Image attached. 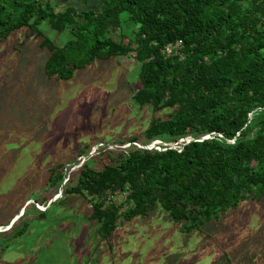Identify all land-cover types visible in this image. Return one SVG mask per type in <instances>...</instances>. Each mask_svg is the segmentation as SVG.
<instances>
[{"label":"trees","instance_id":"1","mask_svg":"<svg viewBox=\"0 0 264 264\" xmlns=\"http://www.w3.org/2000/svg\"><path fill=\"white\" fill-rule=\"evenodd\" d=\"M98 1V9L55 11L48 0H0V41L28 28L27 36L38 37L49 51L46 75L59 79L94 60L132 56L139 62L140 85L132 99L152 108L141 144L161 143L139 147L140 135L115 142L126 147L106 143L69 173L63 190L88 201L87 216L99 236L107 238L119 219L155 208L189 233L245 199L263 198L264 0ZM44 19L72 37L55 44L38 28ZM127 21L136 25L131 37L122 31ZM178 39L181 55L165 54L164 46ZM204 135L209 137L196 140ZM189 136L195 140L181 148L162 144ZM64 165L49 168L47 191L61 186ZM115 192H126L125 199H111ZM27 226H16L12 237Z\"/></svg>","mask_w":264,"mask_h":264},{"label":"rangeland","instance_id":"2","mask_svg":"<svg viewBox=\"0 0 264 264\" xmlns=\"http://www.w3.org/2000/svg\"><path fill=\"white\" fill-rule=\"evenodd\" d=\"M48 2L55 11L69 6L78 11L99 8L98 0ZM38 28L57 45L72 37L68 30L52 28L47 19ZM135 28L127 21L122 31L131 37ZM27 34L28 28L19 27L0 41V246L2 239L9 244L0 248V264H84L97 223L88 219L91 206L83 196L63 193L69 173L106 143L126 147L129 143L115 142L134 135H140L137 142L142 143L152 108L139 107L132 99L140 85L139 62L132 56L94 60L69 79L49 77L44 68L48 49L39 45L38 37ZM86 145L85 154L76 155ZM60 162H65L66 179L49 192V168ZM42 195L47 198L36 202ZM125 197L121 192L110 194L117 203ZM155 209L148 215H155ZM40 211H44L41 217ZM158 221L156 233L144 235L141 228L140 235L119 219L117 224L124 223L120 240H114V231L98 247L106 253L103 249L109 243L111 257L95 253L94 261L264 264V197L241 201L218 220L207 222L201 233L188 236L169 222ZM23 222L28 223L26 231L12 237Z\"/></svg>","mask_w":264,"mask_h":264},{"label":"crops","instance_id":"3","mask_svg":"<svg viewBox=\"0 0 264 264\" xmlns=\"http://www.w3.org/2000/svg\"><path fill=\"white\" fill-rule=\"evenodd\" d=\"M161 211H163L162 209L158 208L155 209V215H147V216H135L133 218H131L130 220H125L128 221L129 223V227L131 228V231H137V233H140L141 235V228L144 230L142 233H144V235H147L148 233H156L155 232V223H157L156 221L159 220L158 222H169L171 225H173L174 230L177 229L180 233L188 236V235H192L194 232V234H196V232L198 231L199 233H201V230H193L189 233H184L180 230V224L174 222L168 215L161 213ZM165 213V212H164ZM174 222V223H173ZM122 223L117 224L115 229L110 233V235L107 238H101L99 236V234L97 233V231H95V234L91 235L92 237L90 238V240H94V245L91 247V249L88 252V257L85 258L84 260V264H93V262H95L96 264H101L100 262H96L94 261L93 258H95V253L97 254L98 257H107L109 255V257H111V246L109 243L108 244V249L104 248L103 250L106 251V253H103L102 251H100V245L102 244L103 240H108L111 236V234L113 233V238L115 241L120 240L121 238V233H120V228L123 227ZM177 225V226H176ZM96 230H97V226H96ZM140 231V232H139ZM188 234V235H187ZM140 235L138 237H140ZM146 237V236H145ZM103 245H106V242L103 243ZM91 252V253H90ZM37 257V255H36ZM92 259V260H91ZM114 264V263H111Z\"/></svg>","mask_w":264,"mask_h":264},{"label":"water","instance_id":"4","mask_svg":"<svg viewBox=\"0 0 264 264\" xmlns=\"http://www.w3.org/2000/svg\"><path fill=\"white\" fill-rule=\"evenodd\" d=\"M209 137V135H204V136H201V137H199V138H196V140H202V139H205V138H208ZM191 140H195V138H192V137H185V138H181V139H179V141H177V142H173V143H165L167 146H170V147H179V148H181L182 146H183V144H185V143H187V142H189V141H191ZM161 141L160 140H154L153 142H151V143H149V144H141V143H138V146H141V147H148V148H151V147H155V145H156V143H160ZM137 143V142H136ZM164 143V142H163ZM114 146H118V145H116V144H114ZM85 158H83L82 159V162H81V164L85 161L84 160ZM66 179V178H65ZM65 179H64V181H65ZM64 183V182H63ZM63 183L61 184V186H63ZM60 193H61V190H60ZM53 201V199L52 200H50L49 202H48V204L47 205H50L51 204V202Z\"/></svg>","mask_w":264,"mask_h":264},{"label":"built area","instance_id":"5","mask_svg":"<svg viewBox=\"0 0 264 264\" xmlns=\"http://www.w3.org/2000/svg\"><path fill=\"white\" fill-rule=\"evenodd\" d=\"M181 46H182V41L180 39H178L175 42L167 43L164 46V48H163V52L165 54H178V55H181V51H180ZM157 144H159V143H156L155 147H157ZM162 144L166 145L165 143H162ZM136 145L138 146V143H136ZM139 147H141V146H139ZM121 193H125L126 194V192H121Z\"/></svg>","mask_w":264,"mask_h":264}]
</instances>
